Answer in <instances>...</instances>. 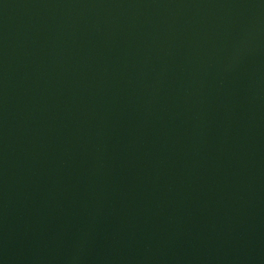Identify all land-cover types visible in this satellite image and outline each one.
<instances>
[{
	"label": "water",
	"instance_id": "1",
	"mask_svg": "<svg viewBox=\"0 0 264 264\" xmlns=\"http://www.w3.org/2000/svg\"><path fill=\"white\" fill-rule=\"evenodd\" d=\"M0 264H264V0H0Z\"/></svg>",
	"mask_w": 264,
	"mask_h": 264
}]
</instances>
